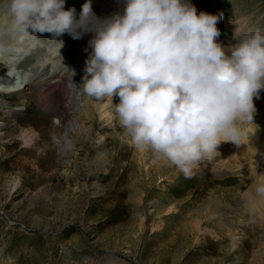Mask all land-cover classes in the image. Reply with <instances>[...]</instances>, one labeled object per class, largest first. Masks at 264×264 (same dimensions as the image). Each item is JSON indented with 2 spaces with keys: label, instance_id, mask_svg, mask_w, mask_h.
I'll list each match as a JSON object with an SVG mask.
<instances>
[{
  "label": "rangeland",
  "instance_id": "obj_1",
  "mask_svg": "<svg viewBox=\"0 0 264 264\" xmlns=\"http://www.w3.org/2000/svg\"><path fill=\"white\" fill-rule=\"evenodd\" d=\"M82 1H77L80 12ZM189 2L197 13L221 17L217 27L228 46L251 31L264 33V0ZM221 35L218 43L224 47ZM4 55L0 60L6 61ZM11 57L20 55L7 53L6 59ZM46 57L37 62L47 63ZM72 62H67L71 78L63 86L76 87L78 117L87 104L80 86L85 62ZM21 71L0 63V89L5 74L18 77V83ZM21 99L16 92H0V264H264V198L254 191L264 177V106L259 100H253V125H241L239 146L222 143L212 158L185 173L151 150L136 149L122 127L114 140L125 145L127 155L119 156L108 139L111 124L102 120L107 130L99 126L91 136H77V120L65 125L53 118L60 129L55 130L39 120L38 110L45 111L38 98L27 113L30 122L25 121L49 146L42 145L43 152L30 148L20 141L26 128L19 126L21 113L28 106ZM243 126L255 128L256 140L246 138ZM13 140L18 145L10 146ZM101 142L106 156L99 165ZM11 148L17 154L8 158ZM25 156L42 171L25 168Z\"/></svg>",
  "mask_w": 264,
  "mask_h": 264
},
{
  "label": "clouds",
  "instance_id": "obj_2",
  "mask_svg": "<svg viewBox=\"0 0 264 264\" xmlns=\"http://www.w3.org/2000/svg\"><path fill=\"white\" fill-rule=\"evenodd\" d=\"M0 3V55L10 51V42L36 33L74 39L94 33L83 92L110 100L136 149L151 150L185 173L212 158L222 143L239 146L241 125L253 124V99L264 89L259 29L226 49L218 43L221 17L197 13L189 0H124L122 13L103 20L92 12L91 0L79 19L74 8L65 10V0ZM254 191L264 198V177Z\"/></svg>",
  "mask_w": 264,
  "mask_h": 264
},
{
  "label": "bare ground",
  "instance_id": "obj_3",
  "mask_svg": "<svg viewBox=\"0 0 264 264\" xmlns=\"http://www.w3.org/2000/svg\"><path fill=\"white\" fill-rule=\"evenodd\" d=\"M77 1L79 0H65V10L69 8H74L76 18L80 16V11H79L80 9L78 5L79 3ZM76 2H77V5H76ZM91 7H92V10L95 16L99 18L100 20H103L105 18L111 17L113 14L117 12L122 13L124 9V0H91ZM3 12H4V6L2 3H0V16L3 15ZM93 35L94 33H84L82 38H86V39L83 40L81 38L74 39L73 36L68 33H64L63 35L59 37H53L52 34H49V33H44V34L36 33L29 39L25 40L23 43H16L14 41L10 42L9 44L10 51H8L7 53L8 54L13 53L15 57L20 55V57L19 58L17 57L16 60L13 57H11V59L8 60L6 59L7 53H5L6 55H4L5 56L4 58L6 61L0 60V63L7 64L8 66L10 65V68L12 69L14 68V66H18L19 68L22 69L21 73L23 74L20 77V81H18V83L16 82L18 77L17 79L15 76L11 77L10 73L5 74L3 77L1 76L2 78H1L0 92L3 94H9V93L16 92L22 97L21 103L25 106L28 105L25 111L21 113V116L23 117V119L21 120L23 122L21 123V125H19V126L26 127L25 129L21 128L22 129V135H21L22 139L20 141L23 144H26L30 148L34 147V148L40 149V152H43L42 145L45 148L49 146V144L44 142V140L41 138L42 135L41 133H39L40 131L37 130L30 123H26L25 121V119H27L28 117L27 113L32 111L34 108V107L33 108L31 107L32 104H35L34 102L36 98H38L37 102L39 103L43 111H45V113H42L41 111L39 112L38 110L39 120L55 128V130L59 128L57 124H55L54 122L52 123L51 119L53 118L57 119L60 124H65V125H71L72 123H76L78 121L80 125L77 124L79 126V130H77V136L80 138L86 135H89V136L93 135V132L95 130H100L99 126H102V128H106V127H103L102 121H105L111 124L110 126H108L110 128L109 130L113 132L108 135V139L111 142L110 145H113V148H114L113 150L118 151V154L120 153L119 156L126 157L127 152L125 150L126 149L125 145L124 146L119 145V143H117V141L114 140V135L120 132L121 126L119 125L118 118L115 114L114 108L112 107L110 100L108 99L95 100L94 98H91L85 94V97L87 98L86 107L83 110L80 108L82 112L78 114L79 115L78 117H75L74 115L77 112H74V110H75L76 105L78 106V103L76 101L77 99L74 97L76 95L75 94L73 95L74 93L73 91L76 87H73L74 89L72 90L71 87L68 88L67 86H63L64 82H66L68 78H71L70 72H71V65L74 63L72 62L73 59L79 58L82 61V63H84L86 59L88 58V55L91 52V48L89 47V41L92 39ZM221 37L224 43V47L227 49L230 46V45L228 46V43L230 41L227 38H224L225 36L221 35ZM45 55L47 56L46 58H48V62L47 63L44 61L42 63L40 62L41 63L40 65L39 62H37V60L38 61L39 59L41 60L42 56L44 57ZM68 60H71V65L67 63ZM4 70H7V69H4ZM0 75H2V73ZM6 80L8 82L4 83ZM80 95L81 94H79V96ZM254 99L259 100L261 105L264 106V89H262L259 92L258 97H255ZM112 103L118 104L119 98L114 96L112 98ZM258 105L260 104L258 103ZM255 109L257 111L256 105H255ZM256 111L254 113V117L256 116ZM14 113L15 115H18L20 111L15 110ZM254 122H255V119L253 118V123ZM13 124L16 125L17 127L18 123L14 121ZM86 124H89L88 128H86L87 127ZM262 126H264V124H262ZM43 128H45V126ZM243 128H244V133L247 139L256 140V136L253 135V133H256L255 128L253 126H247V127L243 126ZM51 132L52 131H50V134ZM4 136L6 137L7 134H4ZM1 138H4V137H1ZM37 142H39V146H37ZM9 145L10 146L18 145V142L14 141L13 143H9ZM19 150L17 149V151ZM96 151L98 152V158H100L99 159V165H100L102 159H104V157L106 156V153H104L102 142L96 148ZM6 153L8 155V158H11L15 156V154H17L16 152H14L13 148L6 149ZM47 155L50 158H52V156L54 157L53 151H49ZM22 160H23L22 164L25 168L30 167V166L33 168L36 166L33 164V160L35 159L30 158V156H25L22 158ZM45 167H46L45 170L47 171L50 169L47 166ZM39 168L40 166L35 167V170L37 173H40V171H42ZM158 170L160 173L161 171L162 172L164 171V169H162L160 165H159ZM110 172L113 173V170Z\"/></svg>",
  "mask_w": 264,
  "mask_h": 264
}]
</instances>
